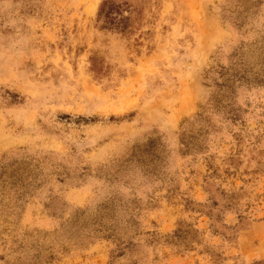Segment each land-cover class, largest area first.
Returning a JSON list of instances; mask_svg holds the SVG:
<instances>
[{
    "label": "rangeland",
    "instance_id": "374dc122",
    "mask_svg": "<svg viewBox=\"0 0 264 264\" xmlns=\"http://www.w3.org/2000/svg\"><path fill=\"white\" fill-rule=\"evenodd\" d=\"M0 264H264V0H0Z\"/></svg>",
    "mask_w": 264,
    "mask_h": 264
},
{
    "label": "trees",
    "instance_id": "16d2710c",
    "mask_svg": "<svg viewBox=\"0 0 264 264\" xmlns=\"http://www.w3.org/2000/svg\"><path fill=\"white\" fill-rule=\"evenodd\" d=\"M107 5H109V6H107ZM112 6H113L112 3H110L109 1H104V2H103V6L101 7V11H102V9L104 10L106 7H109V8L105 11V16H106L107 18H110L111 9H113Z\"/></svg>",
    "mask_w": 264,
    "mask_h": 264
}]
</instances>
